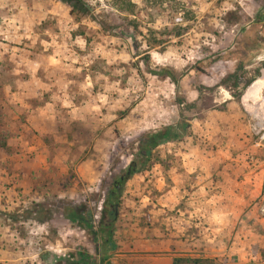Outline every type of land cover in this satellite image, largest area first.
I'll return each instance as SVG.
<instances>
[{
    "label": "rangeland",
    "instance_id": "rangeland-1",
    "mask_svg": "<svg viewBox=\"0 0 264 264\" xmlns=\"http://www.w3.org/2000/svg\"><path fill=\"white\" fill-rule=\"evenodd\" d=\"M132 2L136 16L84 0L91 18L71 20L58 0H0V264H159L153 245L127 251L156 219L126 186L150 179L172 144L199 141L193 129L225 100L251 122L243 97L264 80V0ZM180 125L109 202L139 138ZM244 160L261 164L260 194L206 264H263L264 151Z\"/></svg>",
    "mask_w": 264,
    "mask_h": 264
},
{
    "label": "crops",
    "instance_id": "crops-1",
    "mask_svg": "<svg viewBox=\"0 0 264 264\" xmlns=\"http://www.w3.org/2000/svg\"><path fill=\"white\" fill-rule=\"evenodd\" d=\"M66 17L71 19L69 12ZM224 103L225 110L193 129L199 141L172 144V154L160 158L150 179L126 186L128 199L152 206L156 219L152 236L131 237L127 251L153 245L145 251L155 252L149 255L159 264L173 259L208 262L224 254L241 211L260 194L263 174L260 163L244 160V154L260 149L252 133L253 116L247 110L253 119L249 122L236 103ZM160 148L170 150L163 144L155 150ZM125 244L118 242L119 252L126 251Z\"/></svg>",
    "mask_w": 264,
    "mask_h": 264
},
{
    "label": "trees",
    "instance_id": "trees-1",
    "mask_svg": "<svg viewBox=\"0 0 264 264\" xmlns=\"http://www.w3.org/2000/svg\"><path fill=\"white\" fill-rule=\"evenodd\" d=\"M69 11V16L72 17L74 20L77 18H91L88 12L82 11L85 7L84 0H58ZM114 6L117 8L119 12H123L127 15L136 16L137 13L134 11L136 6L132 2V0H114ZM135 27V26H134ZM184 125H180L177 128H161L155 132H148L143 134L137 143V150H136V163L131 164L127 170L125 171L124 175L120 177L114 184V190L112 193L107 195V199L109 202H113L119 196V187L123 184V182L129 178L130 176L134 175L140 170L145 169L148 163L151 162L153 158V151L159 145L167 142V141H174L178 139L177 131L184 130ZM262 150V149H261ZM264 151V150H262ZM251 161V160H250ZM79 213L70 211L68 219L69 221H80L83 223V218H80ZM105 249H113V243L109 235H107V241L102 243ZM172 264H206L205 261L200 260H190V259H173Z\"/></svg>",
    "mask_w": 264,
    "mask_h": 264
},
{
    "label": "built area",
    "instance_id": "built-area-1",
    "mask_svg": "<svg viewBox=\"0 0 264 264\" xmlns=\"http://www.w3.org/2000/svg\"><path fill=\"white\" fill-rule=\"evenodd\" d=\"M251 115L255 120L252 126V133L256 137L255 144L257 145V147L264 150V104H263V110H261V107H259L257 108V110L255 111L253 110V113H251ZM260 214L264 216V205H262V207L260 208ZM262 262L264 264V248H263Z\"/></svg>",
    "mask_w": 264,
    "mask_h": 264
},
{
    "label": "bare ground",
    "instance_id": "bare-ground-1",
    "mask_svg": "<svg viewBox=\"0 0 264 264\" xmlns=\"http://www.w3.org/2000/svg\"><path fill=\"white\" fill-rule=\"evenodd\" d=\"M258 86H259V88H260V86H262V88H263V86H264V80H259V81L255 82L254 84H252L247 89V92L245 93V95L243 97L245 99V102H247L246 104H250V107L249 108H252L254 111L257 110V108L260 107L259 105H261V106L263 105L262 102H260V101L264 100L263 98H259L258 99V93H259V91L255 95V91H256V88ZM258 100H259V102L261 104H258L259 103ZM252 104H256V106L255 105H252Z\"/></svg>",
    "mask_w": 264,
    "mask_h": 264
},
{
    "label": "flooded vegetation",
    "instance_id": "flooded-vegetation-1",
    "mask_svg": "<svg viewBox=\"0 0 264 264\" xmlns=\"http://www.w3.org/2000/svg\"><path fill=\"white\" fill-rule=\"evenodd\" d=\"M109 209H111V206H109ZM108 222V220H106Z\"/></svg>",
    "mask_w": 264,
    "mask_h": 264
}]
</instances>
